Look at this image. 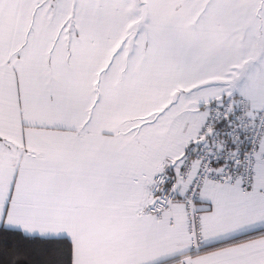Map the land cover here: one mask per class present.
Listing matches in <instances>:
<instances>
[{"label":"snow or ice","instance_id":"1","mask_svg":"<svg viewBox=\"0 0 264 264\" xmlns=\"http://www.w3.org/2000/svg\"><path fill=\"white\" fill-rule=\"evenodd\" d=\"M0 264H264V0H0Z\"/></svg>","mask_w":264,"mask_h":264}]
</instances>
